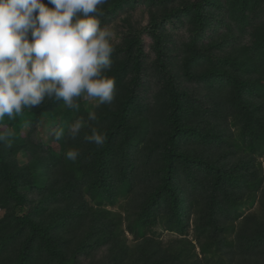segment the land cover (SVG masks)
I'll use <instances>...</instances> for the list:
<instances>
[{
  "label": "trees",
  "instance_id": "trees-1",
  "mask_svg": "<svg viewBox=\"0 0 264 264\" xmlns=\"http://www.w3.org/2000/svg\"><path fill=\"white\" fill-rule=\"evenodd\" d=\"M135 1L108 0L109 14ZM146 2L154 59L137 29L113 45L111 105L77 97L73 115L45 97L25 120L0 121L13 132L0 141V264H78L96 250L100 264H264V0ZM172 17L190 23L174 58L163 27ZM49 111L62 118L59 141L18 133ZM77 118L85 125L72 136ZM92 128L103 147L85 139ZM19 151L24 163L11 158Z\"/></svg>",
  "mask_w": 264,
  "mask_h": 264
},
{
  "label": "clouds",
  "instance_id": "clouds-1",
  "mask_svg": "<svg viewBox=\"0 0 264 264\" xmlns=\"http://www.w3.org/2000/svg\"><path fill=\"white\" fill-rule=\"evenodd\" d=\"M108 0H0V121L15 119L24 109L39 107L45 97L62 99L68 109H79L75 98L111 105L115 80L112 68L113 33L101 26L100 6ZM51 5V7H49ZM96 120V113H88ZM85 122L69 125L72 136ZM85 139L103 147L106 136L97 128ZM59 141L63 130L53 133ZM13 136L0 129V141ZM11 147V144H8ZM80 155L68 148L66 159Z\"/></svg>",
  "mask_w": 264,
  "mask_h": 264
},
{
  "label": "rangeland",
  "instance_id": "rangeland-1",
  "mask_svg": "<svg viewBox=\"0 0 264 264\" xmlns=\"http://www.w3.org/2000/svg\"><path fill=\"white\" fill-rule=\"evenodd\" d=\"M160 0H154L156 4L159 5ZM163 3H165V6L167 9L169 8H176L178 5H181L182 2L185 0H161ZM105 7V9H104ZM110 7V8H109ZM112 6H110L109 3L100 6V11L104 13L103 16L99 17L101 20V26H107L110 31L113 33V38H112V44H120L123 40V37L125 34L128 32L130 28L137 29L139 32L138 34L141 35L142 38V45H143V51H144V56H145V62L152 61L154 59V51H153V39L147 32V24L149 20L148 16V4L146 0H136L133 7L129 8L124 6L123 9H117L114 15L109 14L110 9ZM104 16H106V19L108 20L107 23H104ZM105 19V20H106ZM127 20V21H126ZM186 20V19H185ZM183 17H172L170 19H167L163 25L164 31L166 34V41L165 44L168 46L167 55H171L173 58L177 57V52H178V47L180 46L181 42H186L189 39L190 33L188 31V27L190 23L188 20L185 21ZM210 25V24H209ZM210 27L207 28L209 30ZM224 31V30H223ZM222 32V31H221ZM240 36L239 42L240 44H244L248 40V35L247 32H241L238 34ZM147 58V60H146ZM173 61V59H172ZM155 78H152V81H154ZM190 84V83H189ZM192 85V84H191ZM80 101L86 108H91L93 107L98 100H89L86 97H80ZM78 104V103H77ZM64 106V105H62ZM31 109V108H30ZM29 109H24L21 115L23 114L24 120H25V115ZM32 110V109H31ZM73 111V115L78 112V109H71ZM44 120H40L37 123L33 125L32 128H29L28 123H24L22 121L21 124H23L20 129H19V134L20 135H25L29 129L31 136L33 137V140L36 141H44L48 142L51 140H54V131L59 130L60 123L62 122V118L59 115V113L54 115L53 111L47 112L45 114ZM53 119V121H51ZM83 120V118H80ZM48 121V122H47ZM85 125V124H84ZM0 129H5V125L3 123H0ZM11 130V127H10ZM53 145H57V143H53ZM5 149H12L15 146L11 145V147H8V144H4ZM264 157V156H263ZM13 160H18L20 163H24L26 161L25 156L23 157L22 151H19V153H16L15 155L12 154L11 157ZM262 160V158H261ZM264 160V159H263ZM262 160V167L261 171L262 174L264 175V161ZM21 191H26L28 194L31 193V190L27 188H21ZM259 192V191H258ZM259 208V204L257 199L253 203V206L247 210V213H250L251 211H257ZM27 210V208H25ZM108 210H110L112 213H119L123 214L122 208L119 205L115 206H108ZM3 211L0 210V216H2ZM158 230V229H156ZM159 231V230H158ZM194 232L193 230L189 231L187 234L190 238L194 237ZM128 239H131V236L128 234H125ZM159 236L162 237L164 240L167 238H177L180 237L176 235L175 233L171 232H161L159 231ZM102 255L100 250H96L93 253V256L90 258H79L78 264H100V258L98 256Z\"/></svg>",
  "mask_w": 264,
  "mask_h": 264
}]
</instances>
